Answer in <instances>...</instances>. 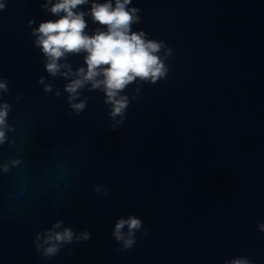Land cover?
I'll list each match as a JSON object with an SVG mask.
<instances>
[{"label":"water","instance_id":"water-1","mask_svg":"<svg viewBox=\"0 0 264 264\" xmlns=\"http://www.w3.org/2000/svg\"><path fill=\"white\" fill-rule=\"evenodd\" d=\"M44 2L0 0V264H264V0H132V30L165 44L168 71L129 85L115 119L88 87L76 114L69 80L45 70L31 34L57 19ZM84 55L62 62L75 71ZM130 215L142 227L125 249L113 229ZM59 220L91 238L44 257L35 237Z\"/></svg>","mask_w":264,"mask_h":264},{"label":"clouds","instance_id":"clouds-1","mask_svg":"<svg viewBox=\"0 0 264 264\" xmlns=\"http://www.w3.org/2000/svg\"><path fill=\"white\" fill-rule=\"evenodd\" d=\"M87 12L82 6L89 5ZM132 0H45L42 7L57 17L55 20L42 21L32 28L35 37L33 44L39 48L44 56V67L53 77L61 76L68 79L64 91L68 93L69 107L76 113H82L87 107V100H79L80 91L88 87L89 91L100 90L105 94V103L110 105L109 115L115 119L123 118L130 103L129 98L122 93L125 89L139 80L140 82L155 83L167 74L164 60L158 53L165 48L162 41L147 38L143 31H133L132 25L140 22V9L129 7ZM5 5L0 3V9ZM86 16H90L93 23L100 25L89 34ZM29 26L35 23L30 20ZM85 54L84 65L73 71L66 61L68 54ZM171 54V50H168ZM166 58V57H165ZM38 83L44 85V92L50 93L52 85L46 84L41 77ZM8 91V82L0 80V92ZM60 95L59 91L55 93ZM11 106L0 103V145L7 141L6 131L12 129L7 123V116ZM122 122L118 121V123ZM18 163V161H14ZM8 166L3 165L7 172ZM93 191L101 194V186L96 185ZM103 195H110L105 187ZM142 227V221L129 216L121 217L113 229V237L122 242L125 249L135 243V233ZM127 228V233L124 229ZM260 231H264V224H259ZM91 234L85 230L77 234L71 227L64 226L62 220L56 221L44 233H37L34 243L37 250L44 257L56 256L65 244L86 241ZM228 264H248L244 258H235Z\"/></svg>","mask_w":264,"mask_h":264}]
</instances>
